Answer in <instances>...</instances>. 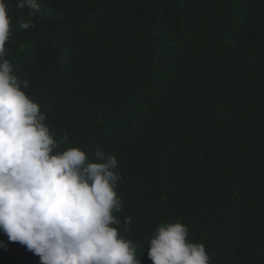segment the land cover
<instances>
[{
	"label": "trees",
	"instance_id": "1",
	"mask_svg": "<svg viewBox=\"0 0 264 264\" xmlns=\"http://www.w3.org/2000/svg\"><path fill=\"white\" fill-rule=\"evenodd\" d=\"M16 2L6 58L62 150L117 157L141 264L178 220L211 264H264V0H37L31 17ZM0 243V264H40Z\"/></svg>",
	"mask_w": 264,
	"mask_h": 264
},
{
	"label": "clouds",
	"instance_id": "2",
	"mask_svg": "<svg viewBox=\"0 0 264 264\" xmlns=\"http://www.w3.org/2000/svg\"><path fill=\"white\" fill-rule=\"evenodd\" d=\"M16 7L30 17L40 11L37 0H17ZM11 25L0 0V232L40 264H141L137 246L119 230L127 232L132 217L116 215L124 206L117 157L100 145L90 155L61 149L68 134L54 138L46 114L24 91L29 81L6 58ZM34 26L20 19L21 30ZM188 234L179 220L159 225L148 242L152 264H211L204 244Z\"/></svg>",
	"mask_w": 264,
	"mask_h": 264
}]
</instances>
